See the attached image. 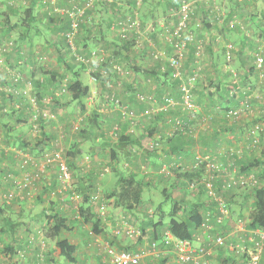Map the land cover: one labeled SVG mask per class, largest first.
Wrapping results in <instances>:
<instances>
[{
	"label": "crops",
	"instance_id": "obj_1",
	"mask_svg": "<svg viewBox=\"0 0 264 264\" xmlns=\"http://www.w3.org/2000/svg\"><path fill=\"white\" fill-rule=\"evenodd\" d=\"M47 1L0 0V264H94L96 260L104 263L102 243L138 254L143 264H156L157 259L161 264H193L191 260L180 261L171 246H160L163 249L153 251L151 246L147 248L141 242L132 245L127 236L115 233L113 227L118 223V220L114 223L115 218L125 215L132 224L134 220L141 222L147 216L153 219L157 214V221L150 226L154 239L150 243L161 244L172 210L159 203L154 206L158 213L150 214L154 202L143 200L145 187L141 191L140 203L132 208L116 201L115 192L120 177L132 178L134 182L141 180L143 184L164 182V195L170 200L174 198L177 203L176 216L180 217L186 207L194 204L199 205L202 213L209 208L207 195L203 190L185 188L187 178L201 176V170L204 171L203 167L194 168V155L198 152L207 154L228 169L249 159L245 157L247 152L240 155L235 151L241 144L249 149L245 129L249 121L261 118L259 125L264 126V71L255 68L253 57L254 50L259 48L264 54V42L260 47L264 40L260 21L264 0H209L208 8L201 12L205 22L199 33L203 50L197 56L195 48L190 46L183 66L185 77L193 70L195 61H203V76L198 77L192 91L196 117L185 121L191 136L175 134L173 126L174 118L187 116L181 106L180 82L174 77L165 56L153 59L150 55L156 49L165 50L167 56L173 52L168 40L172 23L163 16L165 0H145L140 14L143 21L141 31L133 36L135 45L132 39L131 46H124L125 42L118 34L112 30L110 34L102 28L106 20L103 13L106 9L112 12L109 6L115 11L131 10L134 0H118V4L102 0L101 8L96 12L97 23L94 22L98 27L91 29L90 21L81 25L74 38L76 49L90 54L93 63L102 61L100 68L110 70L105 79L98 73H89L90 64H86L87 67L79 65V68L62 37L67 16L60 12L51 13ZM70 1L59 0L57 5L66 7ZM214 6L218 11L213 9ZM233 19L235 21L231 22ZM107 51L112 52V58L101 57ZM112 64H118L120 70H113ZM230 69L237 71L240 84H235ZM75 71H79L83 84L88 86V93L82 99L84 107L70 101V94L62 89ZM51 75L55 76L49 81ZM48 81L51 86L43 88ZM57 85L61 88L59 91ZM232 88L239 91L241 98L250 96L252 112L249 116L246 114L247 117L237 120L226 117V109L239 104V100L231 96ZM24 89L29 98L31 90L37 93L39 105L29 103L33 99L23 95ZM106 95L119 97L127 107V114H123L122 106L107 100ZM64 98L67 104L62 107L60 101ZM38 108L43 114L49 113V118L33 120ZM114 125L118 127L117 135L111 133ZM60 132H64L61 146L72 164L71 186L61 185L57 167L52 163L46 166L30 195L29 189L14 190L11 201L4 202L3 194L13 187L6 173L21 174L18 163L23 154H31L39 161L44 153L53 150L52 141ZM244 135L246 140H240ZM85 156L87 160H84ZM26 170L33 168L28 166ZM139 174L140 179L137 178ZM222 178L223 174L217 177ZM78 192L85 196L96 195L90 205H85L89 210L83 216L81 200L69 199L70 194ZM227 193L231 194V214L226 215L213 231L225 233L224 243L212 248L205 264H248L255 242L259 240L262 248L257 264H264V239L258 235L260 230L247 228L243 215L241 219L237 215L233 217L232 209L238 204V195L232 190H225L223 194ZM99 201L108 214L105 220L99 217L95 225L89 214L98 217L99 211L102 216L98 210ZM241 201L243 197L239 203ZM213 211L206 213L211 215L212 225L217 222ZM55 214L64 221L58 236L76 247L74 262L61 255L55 244L57 237L52 235L55 224L51 218ZM159 219L161 233L157 228ZM28 234L35 242H44L45 255L43 252L39 256L38 242L34 248L28 245ZM191 241L205 246L209 243L202 227L195 230ZM241 245L248 253L240 251Z\"/></svg>",
	"mask_w": 264,
	"mask_h": 264
},
{
	"label": "built area",
	"instance_id": "obj_2",
	"mask_svg": "<svg viewBox=\"0 0 264 264\" xmlns=\"http://www.w3.org/2000/svg\"><path fill=\"white\" fill-rule=\"evenodd\" d=\"M96 0H83L81 5L78 3L72 4L70 7H64L61 8V11L68 14L69 17V28L65 30V37L67 40V43L69 47L71 48L72 52L75 51V45H74V35L76 34L79 24L85 21V17L87 16L86 11L89 9H92L95 5ZM108 2H118L117 0H107ZM143 0H136L137 5H139ZM239 2H242L244 0H238ZM119 3V2H118ZM210 2L209 0H178V5L173 10V16L175 19V25L173 28L172 33H170V39H168L171 43L172 48V54L168 57V60L170 62V65L175 69L174 76L179 77L180 83H179V91L181 93V106L186 110L187 116L189 119H195L196 117V106L193 102V95L191 88L194 87L196 84L198 77L200 76V67L198 66V62H194V69L191 71V73H187L185 77H183V71L180 69L181 66L184 63L186 53L189 50L190 46H193L195 48V54L197 56L200 55L202 52V45L200 38L198 37L200 31H194L191 28L195 26V29H201L202 28V20L199 18H196V14L194 9H200L198 7L202 6L201 8H208ZM203 4V5H202ZM57 8L53 6V9ZM263 21H264V10H263ZM113 25L117 30L119 31L120 36L122 37H128V34L132 30H138L141 26V21L139 17L137 16L136 12H132L130 14H119L116 16ZM127 39V38H126ZM164 55V50H157L154 53V57H162ZM254 57V65L255 68L260 70L264 64V56L260 51L257 49L253 52ZM79 58V57H78ZM230 56H227V59H229ZM81 59V58H79ZM114 68L116 70H120L119 65L114 64ZM231 76L233 77V80L235 84H240V77L238 76L237 71L230 69ZM238 89V85L236 86ZM237 89H231L230 93L235 98L239 100V104L233 107H230L227 109L225 115L227 118L232 120L239 119L241 113H248L250 111V101L249 95H245L241 98V94H239V91ZM140 99H143L142 96H139ZM168 101L173 103V100L168 97ZM114 103L117 104L118 100L115 99ZM119 104V103H118ZM46 115V114H43ZM173 126L174 130L183 131V133H186L188 131L189 126L186 127L185 123L182 119L179 117H176L173 119ZM259 124H254L252 128H250L247 131L246 137L248 140L250 138L252 139L251 142L247 145L249 148L257 147L259 144V139L256 134V131L259 129ZM187 128V130H186ZM118 130V127L115 126L113 128V133L116 134V131ZM186 130V131H185ZM196 159L198 160L194 167L198 168L199 166H204V173L203 177L201 178L200 182H195L193 180L189 184V189H201L209 196H213L214 200L216 201V207L219 210V214L216 216L217 222H220L223 217H225L228 213V209L225 207L223 198L221 195L217 194L216 191H214L212 186V180L219 177L221 174H223V184L222 186L224 188H231L236 185L239 186H245L246 184H254L256 183V180L253 179V175L248 174H237L235 168L228 169L227 167H223V165L217 161H215L212 158H208V156L205 157H199L196 156ZM23 162H21V168H25V166H31L35 168V170L39 166V161H36V159L32 156H26L22 158ZM42 162H44L43 168H45L47 165L51 164L52 162L57 163V168L61 176V182L64 185V187L69 186L70 181V171L68 170V166L66 165V161L64 157H62V154L59 152L57 153H46L43 156ZM42 171V169H41ZM41 171H37L34 174H29L26 176L25 180H20V182H17L12 176L10 175L12 179V185L13 187L8 190V192L3 194V198L5 201H9L13 198L14 195V189H28L33 184H35L37 179L39 178V175ZM205 182V186L202 187H196L200 185V183ZM73 197H78L76 194H73L70 198L74 199ZM95 199V198H94ZM93 199V200H94ZM103 206H100V213H103ZM124 222V221H123ZM122 222V223H123ZM201 227L203 228L205 236L209 237V229H212L211 224V215L207 214V217H205L201 223ZM127 233L132 232L129 228L126 231ZM115 233H120V230H117ZM258 235L264 239V231H260ZM161 243L166 246H171L177 254V257L180 261H186L191 260L193 264H203L205 260L207 251V246L209 244L212 246L214 245H220L223 243L222 239L220 237L214 238L213 241H209L208 245L205 246H196L191 240L188 239H180L172 235V233L165 229L162 233V240ZM153 247H155V243H153ZM261 244L256 243L255 249L252 250L251 258L248 261V264H257L258 260V253L261 250ZM108 254L111 257V260L113 264H140V256L136 253L130 252L129 250H113L109 248ZM240 251L242 253L247 252V248L243 245L240 247ZM243 255V254H241Z\"/></svg>",
	"mask_w": 264,
	"mask_h": 264
},
{
	"label": "trees",
	"instance_id": "obj_3",
	"mask_svg": "<svg viewBox=\"0 0 264 264\" xmlns=\"http://www.w3.org/2000/svg\"><path fill=\"white\" fill-rule=\"evenodd\" d=\"M82 1L83 0H71L68 6L70 7L74 3H78V4L81 5ZM105 1L108 2L107 0H105ZM165 1L166 2L163 1V4H165L164 7L167 10L165 9L164 12L165 13L167 12L166 13V16H167V18H170V21L172 23L171 26H170V31H169V33H172L173 28H174V25H175V19H174V16H173V10L178 5V0H165ZM244 1H249V0H244ZM144 2H145V0H143L139 5H137L136 0H134V2H133V8H136L138 6L140 7L141 4H143ZM110 3L118 4V2H110ZM68 6H66V7H68ZM95 7H96V2H95V5H94V7L92 9H89V10L86 11V14L89 13L88 11H92L93 9H95ZM62 14H65L67 16V19H68V21H67V27H66V30H67L69 28V17H68V14L67 13L62 12ZM119 14H121V13H119ZM260 16L263 17L262 11L260 13ZM139 17H140L139 19H141L140 21H141V25H142L143 21H142L141 15H139ZM155 21L158 22V20H155ZM86 22H88L87 16L85 17V21L82 22L81 24H79V28L81 27V25L83 23H86ZM164 25H165V23H164ZM79 28H78V30H79ZM191 29L194 30V31H201V29H195V26H193ZM64 33H65V30H64V32L62 34V37L66 41L67 46L69 47ZM75 35H74V38H75ZM198 37H199V35H198ZM74 45H75V42H74ZM125 45L126 44H124V46ZM70 50H71V48H70ZM156 51H157V49L156 50H152L150 52L151 57L153 59H161V58H164L163 56H165V58L167 59V62L169 64V66L172 68L173 75H174L175 69L170 65V62L168 60V57L172 53H170L167 56L166 55V52L164 50V55L162 57L155 58L153 55H154V53ZM72 53L75 54V55L73 54V58L76 61V63H78V66L79 65H83V64L86 65V63L87 64H90L89 65L90 66V72L91 73H95V74L98 73L99 76L102 79H105V78H107L110 75L109 74L110 73V70L108 68L104 67V68L101 69L100 66H99V63H93L90 60V58H89L90 54L89 55L88 54H83L78 48L76 49V45H75V51H73ZM78 57L81 58V59H79ZM111 66H112L113 70L116 71V69L114 68V64H112ZM183 66H184V63H183V65L180 68L182 71H184L183 70ZM79 68H80V66H79ZM192 69H194V66H193ZM165 73H168V71H166ZM188 73H191V71L188 72ZM80 75L81 74L79 73V71H75L74 72V75L72 76V79L69 80L65 84V86H64L65 88H62V89L64 91L66 90L70 94V101L77 102L78 104L81 103L82 106H83L82 99L88 93V86L83 84ZM54 76L55 75L49 76V78H50L49 81H52V79H54V78H51V77H54ZM174 77L177 78L178 81L180 82L179 77H177V76H174ZM16 78H18V77H16ZM41 81H43V79ZM49 81L46 82V84L44 86H42V87L43 88L44 87L45 88L50 87L51 86V82H49ZM56 87H57V89H56L57 91H59L61 89L59 85H57ZM35 88H34V90L37 89V88L36 89ZM193 88L194 87L191 88V91H193ZM22 93H24V92L22 91ZM36 94L37 93H35V92H33V90H31L30 97H31V99H33V102H35L36 105H39V98L37 97ZM23 95H25V94H23ZM192 95H193V92H192ZM231 96L234 98L233 95H231ZM106 97H107V100H110V101H114L117 98L115 96L113 97V96H110V95H108V96L106 95ZM120 102H121V100L118 99V103L119 104H120ZM53 111H55V110H53ZM226 111H227V109H226ZM226 111H225V113H226ZM47 114L49 115V113H47ZM47 114L46 115H43V111L39 109V111L37 110L36 112H34V114H33V120H35V121H38L39 120L40 121L41 119H45V117L46 118H49V116ZM179 118L183 120V122L185 123V125L187 127V124H186L185 121H188V120L190 121V119L188 118V116H185L184 119L182 117H179ZM252 126L250 125L249 127L246 128V130L248 131L250 128H252ZM186 130H187V128H186ZM117 132H118V130L116 131V135H117ZM176 133L182 134L183 131L181 132V131L175 130V134ZM186 133H189V134L191 133L190 128H188V131ZM256 134H257L258 139H259V144L257 145V147L258 146L261 147L260 154H259V156H255V155L252 156L245 163H243L241 165V169L246 170V174H247L248 171H250L254 167H257L258 168V172H259V180L256 181V183H254V184H251L250 183V188L251 189L249 190V192H250V194H252L253 200H252L251 208H249V211L245 215V218H246V227L247 228H249V229H257V230H260V231H264V126H259V129H258V131H256ZM59 137H61L60 139L62 140L63 137H64V132H60L56 137H54L55 139H53V141H52V143L54 145V148H53V150H50V153L55 152V150L57 149V146L55 144H56V142H57V140H58ZM249 141L251 142L252 139L250 138ZM61 154L63 156L65 155V152H64L63 148L61 150ZM196 156H197V154L194 155V157H193V164L194 165L198 161L196 159ZM64 157H66V156H64ZM36 161H38V160L36 159ZM65 161H66V159H65ZM52 163H54L55 165H57L56 162H52ZM67 165H68V170L70 171V180H71V176H72L71 165L72 164L70 163V160L67 162ZM201 167L204 168L203 165H201ZM57 170H58V168H57ZM197 170H194V172L197 171ZM10 173L11 172H7L6 173V176L8 177L9 181L12 182V179L10 177ZM202 177H203V175L197 176L196 178H193V177L192 178H190V177L187 178L188 180H187V182L185 184V188L189 189V184L193 180H195V182H200ZM61 179L62 178H61L60 173H59V180H60V182H61ZM217 180L218 181H221V182L218 183ZM222 184H223V181L222 180H219L217 178H215V179L212 180V186H213L214 191H216L217 194H219V195L222 196L223 201H224V204H225V207L228 209V211L231 212V210H230L231 207L229 206V200L231 198L230 197L231 194L230 193L223 194L224 191L225 190L235 191V189L245 187L247 184L245 186L236 185V186L231 187V188H224L222 186ZM61 185H62V182H61ZM70 186L71 185L69 184L68 188ZM117 186H118V188L116 189V192H115L116 201H121L122 204L126 208H132L134 205H137L138 203H140V201H141V191H142V188L144 187L142 181L137 180L136 182H134V180L132 178L120 177ZM202 186H205V182L200 183V185H198L196 187H202ZM23 190H26L27 191V188L26 189H23ZM72 195L73 194H70L69 199H71L70 197ZM76 195L78 196L77 198H79L81 200L82 205L80 206V210L82 211L81 212V215L83 216V213L85 211H88L89 210L88 205L87 206H85V205L88 204V203L90 205V202L93 201V199L95 198L96 195L93 194V195H90V196L89 195H86L85 196L83 194H80L79 192L76 193ZM227 197H228V199H227L228 200V203H227V200H226ZM207 200H208L207 205H208L209 208H205V210L202 211V213L199 210V205L194 204V205H191V206L186 207L185 210H184V212H183V214H181L180 217H179V216H176L175 215V213L177 212V209L178 208H177V203L175 202V199L172 198L173 208H172L171 214H170L171 217H170V219L168 221V224H167V229L172 233L173 236H175L177 238H180V239L192 240V236H193L195 230L198 227H201V223H202L203 219L205 217H207V214H206L207 212L215 210V211H213V214L214 215H218L219 214V210L216 207V201L214 200L213 196H210V195L208 196L207 195ZM98 203H100L99 204L100 206H104V204H102V202L99 201ZM97 213H98V217H96L95 216L96 214H94V213H91L90 212V214H89V216L92 219V222L95 225L98 224L99 219L102 217V216H100L99 211ZM51 218H53L54 224H55L54 225V228L52 230V235L55 236V237H57V240H56V243L55 244L58 247V249L60 251V254L63 255L68 261L74 262L75 261V258L73 256V253L76 250L75 245L70 244L67 241V239L60 238L58 236L59 231H60V227L64 223L63 218H61L57 214L51 215ZM85 218L87 219L88 218V215L85 214ZM158 221H159L158 223H160V225H161L160 219Z\"/></svg>",
	"mask_w": 264,
	"mask_h": 264
},
{
	"label": "rangeland",
	"instance_id": "obj_4",
	"mask_svg": "<svg viewBox=\"0 0 264 264\" xmlns=\"http://www.w3.org/2000/svg\"><path fill=\"white\" fill-rule=\"evenodd\" d=\"M47 1V0H46ZM58 1L59 0H48L47 2H48V6H49V8H50V11H51V13H55V12H60V13H62L63 11H61V8H64V7H59L58 5H57V3H58ZM118 1V0H117ZM46 2V3H47ZM96 2V7H97V9H96V7H95V9H93L92 11H88L89 13L87 14V20H88V22L90 21V27H91V29H96L98 26L94 23V22H96L95 21V19L97 18V10H98V8L100 7L101 8V2H103L102 0H96L95 1ZM118 2H120V1H118ZM205 5L206 6H208L207 5V3H205ZM53 6H55V7H57V8H54L53 9ZM143 6H145V4L143 5V4H141V6L139 7H136V8H133V9H128V10H125V9H122V10H117V11H115V10H113L110 6H109V10L110 11H112V12H108V10L106 9L105 10V12L103 13V15H104V17H105V21H104V25L102 26V28H106L107 30H108V32L110 33V34H112V31L115 33V34H118V36L120 37V39H121V41L122 42H125V44L127 45H130L131 43H132V39H133V36L135 35V34H137V33H139L140 31H141V26L139 27V29L138 30H132V31H130V33L128 34V37H122V36H120V34H119V31L117 30V28H115V26L113 25V22H114V20H115V18H116V16L118 15H116L115 13H119V12H121V13H123V14H130L131 12H136V14H137V16L139 17V15L140 14H142L143 13ZM213 5H211V7H212ZM202 6H200V7H198L199 9H200V12H199V10L198 9H194V11H195V16H196V18H199V19H201L202 20V23H205L204 22V20H203V17H201L200 15H202V11H203V8H201ZM217 7V6H216ZM216 7L214 6L213 7V9L215 10V11H218V10H216ZM124 8H126L125 6H124ZM205 9V8H204ZM48 11H49V9H48ZM65 13V12H64ZM165 13V12H164ZM167 13V12H166ZM166 13L165 14H163V16H166ZM94 14V15H93ZM158 14L160 15V13H159V10H158ZM199 16H198V15ZM93 17H94V21H93ZM167 17V16H166ZM140 18V17H139ZM109 19V20H108ZM168 19V21H170V18H167ZM141 20V19H140ZM235 20L233 19V20H231V22H234ZM260 21H261V23H262V26H263V28H264V21H263V18L260 16ZM97 23V22H96ZM145 27V26H144ZM147 28V26L145 27V29ZM163 29V28H162ZM112 30V31H111ZM127 38V39H126ZM168 38L170 39V33H168ZM139 40V39H138ZM264 42V40H262L261 42H260V47H262L261 46V43H263ZM133 44L135 45V39H133ZM202 45V47H203V44H201ZM131 46V45H130ZM128 49L127 50H129V47H127ZM158 50H163V49H158ZM203 50V49H202ZM259 50H260V48H259ZM258 50V51H259ZM124 51H126V50H124ZM260 52L263 54V52L260 50ZM72 54H74V53H72ZM71 54V56H73ZM201 54V53H200ZM75 55V54H74ZM93 55H95V54H93ZM108 55V56H107ZM102 56H104V58H108V59H110V58H112L113 57V54H112V52H110V51H107L106 52V54L105 55H101V57ZM263 56H264V54H263ZM90 58V60H91V58H92V56L91 57H89ZM98 58H100V57H98ZM71 61L74 63V61H73V59H71ZM92 62H95V61H92ZM101 62L102 61H99V62H96V63H100L101 64ZM87 64V63H86ZM198 64H200V65H198L199 67H200V70H199V72L201 71V74H200V76H203V71H202V69H203V67H202V65H203V61L201 62V63H198ZM118 65V64H117ZM86 67H87V65H86ZM88 71H89V73H90V66L88 65ZM264 71V69H263V66H262V68L259 70L260 72L261 71ZM85 71H86V68H85ZM257 86H259V84H257ZM24 93H25V96L27 97V99H31V98H29V96H28V94H27V90L26 89H24V91H23ZM63 92V91H62ZM66 98V97H65ZM65 98H64V100L63 99H61L62 101H60V104H61V106L63 107L65 104H67V102L65 101ZM252 98V97H251ZM117 100L118 99H120L119 97H117L116 98ZM114 102V101H113ZM29 103H33V101L32 100H29ZM250 103V111L248 112V113H241V115H240V117H239V119L240 118H242V117H247V116H249L250 114H251V112H252V103H251V101L249 102ZM115 104V103H114ZM117 106H122V107H120L121 109H122V112H123V114L124 115H126L127 114V110H126V106H125V104H124V102L123 103H121L120 102V104H116ZM247 114V116H245ZM259 119H261V118H258V119H256V121H253V120H251V121H249L248 123H247V125H245V129L247 128V127H249L250 125L252 126V125H254V124H259ZM249 123H251V124H249ZM115 127V125L113 126V128ZM113 128H112V130H111V133L112 134H114L113 133ZM181 135H185V136H191V134H189V133H182ZM60 138L61 137H59L58 138V140H57V142H56V146H57V149L55 150L57 153H61V150H62V146H61V142H60ZM245 139L246 140V138H245V135L243 136V137H241L240 138V140L241 139ZM239 140V141H240ZM0 142H1V134H0ZM250 150V151H249ZM260 150H261V147H254L253 148V150H251V147L248 149V148H244L243 146H242V144L241 145H239V147L237 148V150L235 151V153H238V154H240V155H242L244 152H247L246 153V155H245V157L246 158H251L252 156H259V154H260ZM46 153H50V152H46ZM46 153H44L42 156H41V158H40V160H39V166H38V168L35 170V168H33V170H31V171H28V170H26V168L28 167H26L25 166V168H21V162H23V160H22V158H24V157H26V156H33V155H31V154H23L22 155V157H21V159L19 160V163H18V169H20L21 170V174H14V173H10V175L12 176V178H14L17 182H20V180H25L26 179V176L27 175H29V174H34V173H36L37 171H41V169H42V171H41V173H40V175H39V178H41V174H42V172L45 170V168H43V165H44V162H42V159H43V156L46 154ZM199 153V154H198ZM197 153V156H199V157H205V156H208V158H211L209 155H203V154H200V152H198ZM242 153V154H241ZM250 154V155H249ZM64 156H66V157H64ZM62 155V157H64L65 159H66V165H67V162L69 161V159H68V155L65 153V155ZM34 158H36L35 156H33ZM84 160H87V156H85L84 157ZM243 163H245V162H243ZM140 165H144V164H140ZM68 166V165H67ZM56 167H57V165H56ZM224 167V166H223ZM194 168H196V167H194ZM198 168H201V166H199ZM232 168V167H231ZM235 168V170H236V173L237 174H246V170H243V169H241V165H236V167H234ZM205 171V170H204ZM204 171L203 170H201V172L202 173H204ZM123 174V173H122ZM248 174H251V175H253L252 177H253V179H255L256 181H258L259 180V172H258V168L257 167H254V168H252L250 171H248L247 172V174L246 175H248ZM203 175V174H202ZM142 176H141V174H139V175H137V178L138 179H140ZM37 180H40V179H37ZM145 180V179H144ZM71 181V180H70ZM70 181H69V183H70ZM141 181V180H140ZM143 182V181H142ZM62 183H64V182H62ZM164 185V182L163 183H161V182H159L158 184H154L152 181L151 182H149V183H147V184H143V186L146 188V191L144 192V194H143V200L145 201V202H147V203H149L151 200H153V202H154V204H153V207L151 208V210L149 211V213L151 214L152 212H155V214L156 213H158L157 212V210L156 209H154V206H156V204L158 205L159 203H162L164 206H166L167 208H168V210H171V208H173V202H172V200H170V199H168L165 195H164V193H163V188H162V186ZM171 185V184H170ZM183 185V184H182ZM62 186L64 187V185L62 184ZM34 188V184L30 187V188H28L30 191L28 192V195H30L31 193H32V190L31 189H33ZM68 188V187H67ZM170 189V187L168 188V190ZM251 188H250V184H247L245 187H242V188H237V189H235V191H236V195H238V200H237V202H238V204H236V214H235V209H232L233 211H232V214H233V217L235 216V215H237L240 219H241V217H243V216H245L246 215V211H248V208L252 205V200H253V198H252V194H250V192H249V190H250ZM14 190H17V191H20L21 189H18V188H15ZM190 190H195V189H190ZM149 191L151 192V193H149ZM195 191H202V190H200V189H198V190H195ZM204 192V191H203ZM203 194H205V196H206V192H204ZM243 197V202L241 201L240 203H239V200H241V198ZM3 198V197H2ZM74 199H72L71 198V200H78L79 198H76V197H73ZM3 200H4V198H3ZM11 200H9V201H5L4 200V202H6V203H9ZM242 204H243V207H242ZM99 207V206H98ZM97 207V208H98ZM100 209V207L98 208V210ZM101 210H103V213H101L102 214V217L101 218H103V220H105L106 218H107V214H108V210H106V208H104L103 207V209H101ZM231 210V209H230ZM240 211L243 213H240ZM229 213H227V215H230L231 214V212L230 211H228ZM239 214H238V213ZM243 215V216H242ZM224 218V217H223ZM223 218H222V220H223ZM244 218V217H243ZM157 219H158V216H157V214L153 217V219H150V217L149 216H147L146 217V219L144 220H141V222H137V220H134L133 221V223L131 224L129 221H128V219L126 218V216L124 215V217L123 216H120L119 217V219H114V223L117 221L118 223L116 224V226H114L113 227V231L114 232H116L117 230H120V234H123L124 236H127L126 238H127V240H128V243H131L132 245H134V244H137L138 242H141V244L142 245H144V246H147V248L148 247H150L151 246V248H152V250L153 251H158V250H160L162 247L164 248H166L167 246L166 245H164V244H158L156 241H154V242H152V243H150L152 240H154L153 239V236H152V234H151V227H152V224L153 223H155V221H157ZM168 218L166 217V220H167ZM222 220L220 221V222H216L214 225H212V229H209V237H207L206 236V238L207 239H209V241H213L214 240V238H216V237H220L221 239H222V241H223V243H224V235H225V233L224 232H220V234H216V233H214L213 231H214V229L217 227V226H219L220 224H221V222H222ZM124 221V222H123ZM150 221V222H149ZM110 222V221H109ZM123 222V223H122ZM237 222V221H236ZM237 223H239V220H238V222ZM155 225V224H154ZM217 225V226H216ZM151 226V227H150ZM130 229V230H132V232H130V233H127L126 231H127V229ZM159 230H158V232H160L161 233V231H162V227H161V225H158V227H157ZM220 229H221V226H220ZM219 229V230H220ZM28 236L30 237V241H29V243H28V245L31 247V248H34L35 247V244L38 242V240H36V242H35V239H34V237H32L31 238V236H30V234H28ZM250 239H252V241H254L255 239H254V237H251ZM143 242V243H142ZM255 242V241H254ZM260 242V240L259 241H257V242H255V246H254V249H255V247H256V243H259ZM153 243H155V247H153ZM39 245V256H41V255H43V252H44V255H45V252H46V247L44 246V242L43 241H41L40 240V243L38 242L37 243V246ZM221 245V244H220ZM238 245H240V244H238ZM244 245H246V244H244ZM101 246V249L103 250V254H104V256H105V259H106V261L104 262L105 264H113V262H112V260H111V257H110V255L108 254V250H110L109 248H111V249H115V250H120V249H117L115 246H113L112 244H107V243H102V245H100ZM160 246H162V247H160ZM196 246H203V244L202 243H200V244H196ZM214 246H217V245H210L209 244V246H207L206 248H207V251H209L208 253H206V256H205V258L207 257V255L208 254H210V252H211V250H212V248L214 247ZM241 246H243V245H241ZM247 246V245H246ZM248 247V246H247ZM162 248V249H163ZM130 252H132V251H130ZM160 252V251H159ZM176 252V251H175ZM24 256H25V253H24ZM109 258H108V257ZM176 256H177V254H176ZM141 258V257H140ZM178 258V257H177ZM140 262H141V264H143V261L142 260H140ZM205 262H206V259L204 260V263L203 264H205ZM101 260H96L95 261V263L94 264H104ZM156 264H161V262L159 261V259H157L156 260Z\"/></svg>",
	"mask_w": 264,
	"mask_h": 264
}]
</instances>
